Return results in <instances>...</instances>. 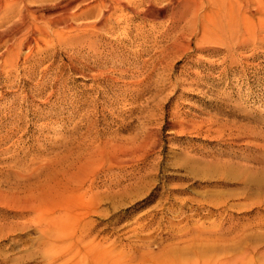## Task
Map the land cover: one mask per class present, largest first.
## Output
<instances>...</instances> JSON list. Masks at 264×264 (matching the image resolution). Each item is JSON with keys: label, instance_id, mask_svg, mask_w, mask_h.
<instances>
[{"label": "rangeland", "instance_id": "1", "mask_svg": "<svg viewBox=\"0 0 264 264\" xmlns=\"http://www.w3.org/2000/svg\"><path fill=\"white\" fill-rule=\"evenodd\" d=\"M200 1L205 32L187 45L183 20L172 47L179 4L116 10L134 36L116 82L98 31L51 22L94 0L26 1L44 38L2 21L0 264H264V0Z\"/></svg>", "mask_w": 264, "mask_h": 264}, {"label": "bare ground", "instance_id": "2", "mask_svg": "<svg viewBox=\"0 0 264 264\" xmlns=\"http://www.w3.org/2000/svg\"><path fill=\"white\" fill-rule=\"evenodd\" d=\"M26 1L34 2V1H37V0H0V24L2 23V21L6 17L8 19V17L9 18L10 17L12 18V17L16 16V19L13 20L12 23H11V26L14 28V31H16V30L19 31V30H21V28L25 27V29L27 28L28 31H30V33L31 32H37L39 34V36H42V37L43 36H46L48 34V30L47 31H40V30L34 31V28L31 27V22H28L27 21L28 18H27L26 11L27 12H29V11H28V7H27L28 5H27ZM82 1L84 2L86 0H82ZM160 1L162 2V0H94L96 6L99 8V12L96 15V17H95L94 20H91L89 22H87L88 21L87 20L85 23H78L76 25V24H74L75 21L73 22V20H75L74 18L77 15H73L74 14L73 13L72 14L73 16L71 18H69V14H68V11H67L68 9L66 10L65 7H64V9H65L64 12L62 14H60L58 17L54 18L53 21H51V22L52 23L53 22L54 23L55 22H58V23L61 22V24H64V27L69 32H82L84 34L85 33L88 34V32L90 30H93V31L96 30V31H98L97 35H95V36L98 38V46L102 47V50L96 52L94 54L95 55L94 57H95V61H97L98 64L101 63L100 66H102L104 68V70H102L101 67H100V69L97 71L98 72L97 75L100 78H102V79L103 78H107V79L109 78V80L111 79L113 82H116L117 79L114 78V76H108V74L109 73H111V74L116 73V74H122V75L127 74V72L129 71L128 66H127L129 64V62H128L129 60L125 57V55H127L126 53L128 52V45L129 44H132L131 41L134 38V36L131 35L132 34L131 33V28L128 26L129 25L128 24V21H129L128 18H118V17H115L113 15L114 12L116 10L126 9V10H129V12L132 14V16H130V15L128 16L130 18H133L135 16L137 17V16H140V15H144V16L147 15L148 16V14H152V8L154 10V7L156 6L157 2H160ZM223 1L224 0H211L212 4L213 3H216L217 10H220V11L224 10L223 9V6L220 8V4L223 3ZM244 1H243L244 2L243 9H245V11H246L248 9V6L250 5V3H249L248 0H244ZM174 2L177 3V4H179L181 6V8H183L184 10H183V12L179 16L176 17V19L174 20V22L172 21L173 22V25L171 27V30H170L169 34L168 35L166 34L167 35L166 36L167 37L166 39H170V41H171V43L169 41V43H170L169 47H172L173 45H175V43L177 42V38H176L177 36L174 37V35L176 33H178L179 30H180V22L183 21V20H186V19L188 20L189 19L190 22L192 21V23H193V26H192L193 29H192L191 33L188 34L189 36L187 38V45H190V40H191V38H192L193 35H197L198 33L201 34V32L202 33L205 32L206 25H207V21H208V17H207L206 14H203L202 15L200 13L201 8H202L201 7V3H200L201 1L200 0H170V1L167 0V3H174ZM228 2H234L236 4V2H238V0H228ZM18 5H20V8H22V9H19V10L15 11V7H17ZM166 5H162L161 7L157 5L160 8L159 9H157L158 7L156 8L157 9L155 11L156 15L158 14L160 16H163L164 15V12H165V6ZM253 10L255 12L256 11H259V7L257 6ZM247 11H250V10H247ZM179 12H181V11H179ZM80 14L81 15H83V14L85 15L86 13L83 12V13H80ZM142 19H144V18H142ZM159 19H160V17H159ZM162 19H164V18H162ZM165 19L168 20V18H165ZM111 20H114L113 25L111 27H108V28H110V30L106 31L105 28H106V26H109L108 23ZM122 24H123V26H121ZM214 27H212V28H214ZM115 28H118V29L121 28L122 31L120 33H118V34H115L116 33ZM140 31H142V29ZM181 33H183V32H181ZM181 33L180 34L178 33V34L181 35ZM119 34H121V35H119ZM178 34H176V35H178ZM168 36H171V38L168 37ZM28 38H29V35H28ZM33 39H34V37H33ZM169 47L168 48L166 47V48L158 49L156 52H158L157 54L159 56H157V57L160 58L169 49ZM170 50H171V48H170ZM158 58H156V59H158ZM144 61H146V60H144ZM144 61L142 62V65H140V66H141L142 70L145 71L146 70L145 69L146 68V65H145V62ZM157 61L159 62L160 59H158ZM152 62H153V60H152ZM152 70L154 71V68Z\"/></svg>", "mask_w": 264, "mask_h": 264}]
</instances>
